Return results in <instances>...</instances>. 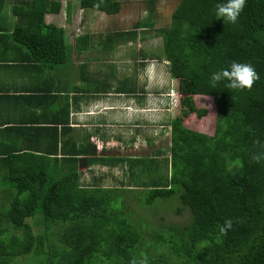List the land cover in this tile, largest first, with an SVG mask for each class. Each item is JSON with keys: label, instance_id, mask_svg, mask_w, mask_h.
<instances>
[{"label": "trees", "instance_id": "trees-1", "mask_svg": "<svg viewBox=\"0 0 264 264\" xmlns=\"http://www.w3.org/2000/svg\"><path fill=\"white\" fill-rule=\"evenodd\" d=\"M75 1L80 9L107 15L121 6V0H104L100 8L94 7L96 0ZM60 2L19 3L25 9L8 35L13 44L28 46L12 55L13 61H38L49 68V87L37 96L49 103V116L43 112L32 124L43 132L41 142L0 149V264H23L27 256L35 259L28 264H130L143 256L148 264H264V0H246L235 24L215 17L216 5L224 0H178L167 24L151 31L161 40L160 56L179 95L163 158L161 145L143 154L94 155L89 141L80 143L84 137L72 133L67 94L81 87L67 76L77 68L72 50L85 51L90 38L75 37L72 47L64 27L44 22L43 14L57 13ZM105 37L88 54L108 52L117 40L134 42L136 30H115ZM233 61L249 63L259 74L251 90H229L227 81L211 88V75ZM109 76L85 86L109 89L104 80ZM114 88L137 89L124 79ZM197 94L211 96L215 105L211 135L184 123L190 114L206 113L193 102ZM254 154L262 159L253 161ZM86 161L124 165L125 177H112L118 185H107L106 174L99 171L86 181L78 170ZM136 188L146 194L138 198L142 205L176 195L189 212L188 223L179 230L144 232L143 220L132 221L124 213L127 196L122 192ZM227 219L232 228L221 235ZM32 227L45 239V250L25 246Z\"/></svg>", "mask_w": 264, "mask_h": 264}, {"label": "crops", "instance_id": "crops-1", "mask_svg": "<svg viewBox=\"0 0 264 264\" xmlns=\"http://www.w3.org/2000/svg\"><path fill=\"white\" fill-rule=\"evenodd\" d=\"M74 1L61 0L60 2L57 13L62 12L65 21L70 18V12L75 7ZM19 3H25V0H0V149L6 147V144L21 146L41 142L43 132L40 134L32 129V124L36 122V119L38 120L39 116L43 117V112L46 117L49 116V103L37 98L44 93L43 90L46 87H49V68L47 66L43 68L44 63L38 61L26 63L19 60L13 61L11 57L12 55L19 56L18 50L22 52V49L28 47L24 44H13L8 38L14 22L18 21L20 13L25 9ZM75 3L77 4L76 1ZM57 13H50L47 10L43 14L44 22L49 23V16ZM65 30L72 47L75 43V37L85 35L81 32L76 34L79 30ZM89 38L85 51L76 54V51L72 50L71 61L77 68L68 71L67 78L71 76V82L80 86L81 89H73L67 94L69 103L68 125L77 130H72V133L75 132L84 137L79 139L80 143L89 141L88 143L94 147V149H90V152L93 151L94 155L114 156L125 155L124 153L134 155L136 152L143 154L149 151L157 140L156 133H154L156 136H150L149 126L153 120L149 113L150 93L145 88L147 81L151 80L147 73L151 63L144 64L145 59H141L140 68L135 71L136 74L143 75L144 78H141L145 85L142 83L131 92L117 90L114 87L121 79H124L127 86L132 84L135 86L134 78L129 80L122 77L119 79V64L115 59L110 60V56L109 59L90 58L87 50L96 46V43L94 41L92 43V35ZM101 65L106 66V68L104 69ZM152 65L153 77H157L159 74L164 75L163 71H155L159 65L157 62ZM108 72L110 76L104 80H108L109 89L86 88V81L101 80ZM170 89L169 87L165 91L157 93L159 96L154 101L156 107L169 105L170 101L176 98L175 95L170 94ZM75 96L78 99L73 102ZM10 127L12 130H4V128ZM85 135H88V138L85 139ZM166 145H168V134L167 143L161 145L159 157L166 156V153L164 154ZM2 157L4 156L0 154V159ZM3 165V162L0 161V167ZM106 165L87 161L86 163L79 162L80 177L88 181L89 178L97 176L98 172L102 171L106 174L105 182L107 185H118L112 177H119L120 179L125 177V166L120 164Z\"/></svg>", "mask_w": 264, "mask_h": 264}, {"label": "rangeland", "instance_id": "rangeland-1", "mask_svg": "<svg viewBox=\"0 0 264 264\" xmlns=\"http://www.w3.org/2000/svg\"><path fill=\"white\" fill-rule=\"evenodd\" d=\"M178 0H121L119 12L114 15H106L102 12L88 9H80L74 1L75 7L72 9L67 21L64 20L62 12L52 14L49 16V22L57 25H62L65 29L70 31L79 30L76 34L85 33L92 35L93 41L99 44L105 41V35L115 30H125L137 28L136 40L134 42L122 43L120 40L116 41L117 47L104 49L100 53L98 50L90 51L92 55H101L103 59H115L119 64L118 77H125L127 79L134 78L135 86L138 87L143 82V75L136 74L135 71L139 69L141 59H145L144 64L150 62L148 75L151 80L147 81L145 88L150 93V116L153 120L150 129V136H156V144L151 146L155 148L167 143L168 134V120L171 116L177 113L178 93L176 90V81L171 79L168 75L165 61L160 56V38L152 35L151 31L157 27L166 25L169 21V16L175 7ZM150 22V23H149ZM152 22V24H151ZM141 32H145L142 38ZM143 34V35H144ZM71 35V34H70ZM99 42V44H98ZM107 43V42H105ZM108 44V43H107ZM157 62L158 68L155 70L163 71L164 75L159 74L153 77L152 67L153 63ZM103 67V66H102ZM105 69V67H103ZM98 69V68H97ZM133 70V71H132ZM142 77V78H141ZM149 77V79H150ZM170 89V94L175 95L176 98L170 101L166 106H155L154 101L161 91ZM154 97V98H153ZM210 99H207V98ZM193 102L196 107L205 109L206 113L201 117L193 114L184 118L185 125L195 131L211 135L213 132L215 105L211 96L207 95H193ZM211 104V108H208ZM133 191V192H132ZM141 188H136L131 191L123 190V196L126 195V216L132 221L143 220L144 232L150 234L153 231H167L171 227L178 228V230L189 221V212L186 208L181 207L176 200V195L168 198H157L152 201L151 205H142L138 198L145 197L146 194L141 192ZM178 209V210H177ZM26 222L30 219L26 218ZM145 239V238H144ZM149 238L146 237V240ZM44 238L37 234V231L32 227V235L24 240V244L29 250L46 249ZM29 260H35L31 256L25 257L23 264H28Z\"/></svg>", "mask_w": 264, "mask_h": 264}, {"label": "clouds", "instance_id": "clouds-1", "mask_svg": "<svg viewBox=\"0 0 264 264\" xmlns=\"http://www.w3.org/2000/svg\"><path fill=\"white\" fill-rule=\"evenodd\" d=\"M104 4V0H96L94 7L100 8ZM246 0H224L216 5L215 17L222 19L223 22L235 24L240 13L245 7ZM259 74L255 68L249 63H238L233 61L228 69H223L211 75V88H216V85L222 81H227L225 87L233 91H250L253 84L259 79ZM207 99H210L209 97ZM211 108V104L207 105ZM259 143V142H257ZM262 156L254 154L252 160L259 162ZM232 220H225L224 224L219 228L221 235H226L228 230L232 228ZM130 264H148L147 256H143L139 260L133 259Z\"/></svg>", "mask_w": 264, "mask_h": 264}]
</instances>
